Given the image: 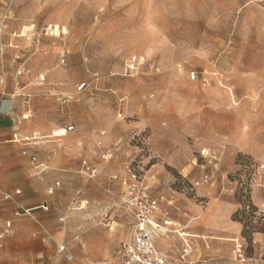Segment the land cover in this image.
Segmentation results:
<instances>
[{"label":"rangeland","instance_id":"1","mask_svg":"<svg viewBox=\"0 0 264 264\" xmlns=\"http://www.w3.org/2000/svg\"><path fill=\"white\" fill-rule=\"evenodd\" d=\"M0 98L48 128L0 166V264H121L127 169L172 222L169 264H264V0H0Z\"/></svg>","mask_w":264,"mask_h":264},{"label":"built area","instance_id":"2","mask_svg":"<svg viewBox=\"0 0 264 264\" xmlns=\"http://www.w3.org/2000/svg\"><path fill=\"white\" fill-rule=\"evenodd\" d=\"M136 61L137 58L135 57L127 61L125 70L128 72L133 71ZM40 79L43 80V77H40ZM84 87L85 83L78 85L76 92L81 93ZM23 104L28 106L29 100L25 99ZM28 118V114L23 116V119ZM67 130H72L71 126H67ZM13 140H15V136ZM81 163L88 177H93L99 171L86 160ZM111 179L119 181L126 189L124 192L125 205L134 217L132 235L128 241L121 244V252L119 253L121 264H169L166 256L156 249V241L161 234L160 229L164 227L167 231V228L172 225V222L168 221V214L160 210L158 200H154L148 194H145V189L141 187L140 179H138L134 170L127 169V175L122 177L113 175ZM56 185H59V183H56ZM16 192L18 193L19 191L17 190ZM9 198L8 194L4 195L5 200ZM159 214L162 215V221L158 217ZM101 216L103 217L104 225L109 226L112 223V217L109 215L108 209H104ZM183 249L185 256L190 253L186 246ZM233 254L236 260L245 261L243 250L239 244H235Z\"/></svg>","mask_w":264,"mask_h":264},{"label":"crops","instance_id":"3","mask_svg":"<svg viewBox=\"0 0 264 264\" xmlns=\"http://www.w3.org/2000/svg\"><path fill=\"white\" fill-rule=\"evenodd\" d=\"M21 112L22 111L20 107H18V103H16L15 101H9L8 99L0 98V143L4 142L0 144V166L3 163L13 165L15 162H19L21 160L19 154L13 155V157H11L13 152L17 148H15L14 145L13 146L9 145V143L10 142L13 143L14 140L12 141V139L10 138L13 136V134L16 131H20L21 133L28 135H31L32 133H34V131H42V132L48 131L47 127H43V125L40 126L38 123L32 121L30 123H25L22 125L16 123V119L20 116ZM67 126L70 125H66V127L62 128L64 129L65 134L66 132L68 133ZM31 138L33 140L38 139L36 135H33ZM60 142H61L60 145L63 146L62 152L59 154V156H57L53 160L52 163L55 164L56 166L60 165L67 167H71V165L72 166L75 165L76 163L73 162V159L79 153V149H80L79 144L83 142V138L81 137L80 132L77 131L70 132L68 136H66V138L61 140ZM94 142L95 140L94 137L92 136V139H90V143L92 146H94L93 145ZM17 190L20 192L19 189H14L13 192L11 193L8 192L5 194H10L11 196L13 194H19V192L18 193L16 192ZM124 235L125 232L123 233V236ZM123 236L120 235L121 238H123ZM104 240L112 242L111 235L109 236L108 234L105 233ZM102 242H103L102 236L100 235L92 236L88 247L89 249H92L93 247H97L98 245L102 244ZM169 245H170L169 241L167 240V243L163 246L162 250H165ZM82 258H83L82 253L76 255V259H82ZM108 264H116V263L110 262Z\"/></svg>","mask_w":264,"mask_h":264},{"label":"trees","instance_id":"4","mask_svg":"<svg viewBox=\"0 0 264 264\" xmlns=\"http://www.w3.org/2000/svg\"><path fill=\"white\" fill-rule=\"evenodd\" d=\"M248 207L251 208V206H249V205H248ZM243 227H244V230H245V229H247L248 226L247 225H243ZM252 228H253V226H249V229H252Z\"/></svg>","mask_w":264,"mask_h":264},{"label":"bare ground","instance_id":"5","mask_svg":"<svg viewBox=\"0 0 264 264\" xmlns=\"http://www.w3.org/2000/svg\"><path fill=\"white\" fill-rule=\"evenodd\" d=\"M130 238V233H129V235H128V239ZM167 238V237H166ZM166 243V242H165ZM157 249V248H156ZM158 250V249H157Z\"/></svg>","mask_w":264,"mask_h":264}]
</instances>
